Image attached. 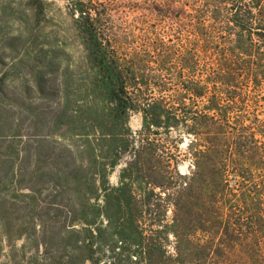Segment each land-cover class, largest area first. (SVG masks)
<instances>
[{
  "label": "trees",
  "instance_id": "16d2710c",
  "mask_svg": "<svg viewBox=\"0 0 264 264\" xmlns=\"http://www.w3.org/2000/svg\"><path fill=\"white\" fill-rule=\"evenodd\" d=\"M28 4L27 31L0 20L6 264H264V0H166L177 40L128 43L104 3L67 0L73 53L39 45Z\"/></svg>",
  "mask_w": 264,
  "mask_h": 264
},
{
  "label": "rangeland",
  "instance_id": "374dc122",
  "mask_svg": "<svg viewBox=\"0 0 264 264\" xmlns=\"http://www.w3.org/2000/svg\"><path fill=\"white\" fill-rule=\"evenodd\" d=\"M44 15L42 17V29L39 32L38 43L42 47L51 49L59 45L65 51L73 53L79 47L76 38L72 35L71 23L66 13L65 5L67 0H42ZM107 6L111 16L112 31L115 38L122 43H128L135 39L142 30L157 34L166 39L177 40L170 28V20L159 16L157 5L166 0H97ZM172 5L179 4V0H171ZM156 13V14H155ZM31 8L28 0H0V20L6 32L15 29L27 31L31 27ZM176 34V33H175ZM131 129L136 132L140 127V115L133 114L130 118ZM172 133L166 145L170 146L168 156L178 161V169L181 172H188L191 169L192 158L187 152L188 137L183 135L181 143H174ZM162 141H167L164 134H161ZM172 160V161H173ZM118 165L109 175L111 184H116L118 172L122 165ZM171 210L167 211V218H170ZM172 243L173 237L169 236ZM171 245V244H170ZM0 264H6L5 259L0 257ZM89 264V263H86Z\"/></svg>",
  "mask_w": 264,
  "mask_h": 264
}]
</instances>
